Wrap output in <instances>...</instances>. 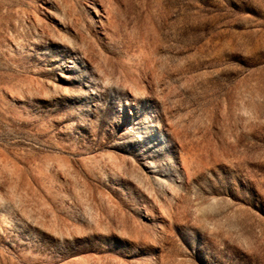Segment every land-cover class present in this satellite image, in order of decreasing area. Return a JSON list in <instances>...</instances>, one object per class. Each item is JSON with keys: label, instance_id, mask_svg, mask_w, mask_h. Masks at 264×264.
<instances>
[{"label": "rangeland", "instance_id": "374dc122", "mask_svg": "<svg viewBox=\"0 0 264 264\" xmlns=\"http://www.w3.org/2000/svg\"><path fill=\"white\" fill-rule=\"evenodd\" d=\"M0 264H264V0H0Z\"/></svg>", "mask_w": 264, "mask_h": 264}]
</instances>
